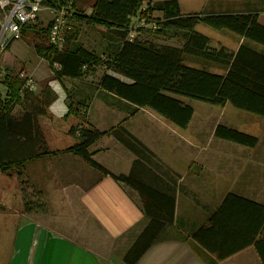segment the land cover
<instances>
[{"label": "crops", "instance_id": "1", "mask_svg": "<svg viewBox=\"0 0 264 264\" xmlns=\"http://www.w3.org/2000/svg\"><path fill=\"white\" fill-rule=\"evenodd\" d=\"M208 3L216 11L255 13L264 25V0ZM196 30L210 38L203 24ZM235 36L234 52L245 41ZM249 46L264 52L260 44ZM23 68L36 95L47 86L56 94L46 114L37 117L47 147L56 154L25 163L32 184L45 197L47 214L26 217L16 175L0 172V205L19 217L12 264H125V254L150 222L145 205L159 214L172 213L173 221L168 239L150 247L136 264H205L198 253L212 264H264L263 117L239 118L230 110L210 129L193 125L194 109L182 134L151 108L130 111V103L98 87L99 75L51 79L43 59L25 62ZM68 93L79 106L86 104L79 112L85 120L69 113ZM10 112L19 120L24 108L15 104ZM220 124L256 137L257 144L216 137ZM77 125L104 133L89 148L93 160L114 175H131L132 183L117 182L65 152L78 142L70 133ZM118 130L148 152H134L113 134Z\"/></svg>", "mask_w": 264, "mask_h": 264}, {"label": "trees", "instance_id": "2", "mask_svg": "<svg viewBox=\"0 0 264 264\" xmlns=\"http://www.w3.org/2000/svg\"><path fill=\"white\" fill-rule=\"evenodd\" d=\"M57 3L46 0L45 5ZM143 4V0H95L90 19L98 27H106L100 32L96 48L84 46L79 34L82 26L75 22L58 45L50 42V22L46 26H23L21 38L26 27L33 28L31 43L36 54L54 65L52 69L58 77L99 75L98 87L130 103V111L151 108L182 129L188 127L194 114L191 100L216 106L231 104L264 118V52L249 46L250 42L264 46V25L257 14L216 11L212 4L200 13L187 14L178 0H150L144 7ZM137 13L147 18V24L143 20L133 27L131 18ZM153 13L159 15L154 17ZM3 19L0 10V21ZM111 24L122 27L109 28ZM198 24L228 31L245 41L236 52L224 46L215 48L207 36L196 30ZM0 77L5 88L4 95L0 94V170L16 175L26 217L47 214L45 197L32 184L25 163L56 154L47 147L37 121L46 114L56 94L47 86L36 95L26 87L27 79L21 77L20 70L12 66L0 65ZM68 102L69 113L85 120L79 112L86 104H76L82 103L76 102L71 93ZM15 104L24 108L19 120L10 112ZM70 133L78 137V142L65 152L87 160L117 182H133L131 175H114L93 160L89 148L104 133L82 125L74 126ZM113 134L134 152H148L140 148L135 137L125 138L120 130ZM215 136L250 147L258 141L221 124ZM145 207L150 222L125 254V264H136L150 247L168 239L173 214H159ZM3 209L0 205V211ZM198 256L205 264H212L203 254Z\"/></svg>", "mask_w": 264, "mask_h": 264}, {"label": "rangeland", "instance_id": "3", "mask_svg": "<svg viewBox=\"0 0 264 264\" xmlns=\"http://www.w3.org/2000/svg\"><path fill=\"white\" fill-rule=\"evenodd\" d=\"M75 8V19L72 22H77L79 25L82 26L81 31L83 32L84 43L89 48H96L97 47V38L100 39V32L101 30H105L106 27H98L93 20L90 19L92 14V6L95 0H72ZM150 1V0H143ZM154 1V0H151ZM182 6V11L184 13H200L205 8V6H209V0H179ZM146 3L143 4V7ZM159 14L153 13V16H158ZM50 19L49 11L43 9L39 13V19L32 24L33 27L37 26H46L48 20ZM147 18L142 15L140 16L139 13L131 18L133 27H137L141 21H145ZM4 20L0 21V65H11L12 67H17L18 70H24L23 64L27 62L31 64L34 61H39L40 58L37 54L33 45L31 43L32 35L31 32L33 31L32 27H26L24 32L22 33L23 37L18 40H11L9 34L8 37L3 39V27L1 24ZM146 23V21H145ZM147 24V23H146ZM207 28V31L210 34V41L211 45L215 48L219 46L235 48L236 44V36L231 34L228 31H216L209 26L204 25ZM121 28L120 25H110L109 28ZM29 39V40H28ZM13 42L12 47L8 45L10 42ZM10 46V47H8ZM227 47V48H228ZM231 50V49H230ZM44 60V59H43ZM47 62V61H46ZM49 64V62H47ZM51 68V79H58V74L52 67L54 65H50ZM27 72V70H24ZM49 75V77H50ZM57 77V78H56ZM1 78V77H0ZM61 86V85H60ZM62 88V86H61ZM56 90L57 97L62 98L64 94L63 92H57V87L54 86ZM63 89V88H62ZM5 88L0 82V94L4 95ZM193 104V108L195 109V119L193 125H203L207 128H212L213 124L216 121L215 119H222L224 117V113L227 115L226 111L235 110L238 112L237 115L239 118L244 117H253L256 116L254 114L244 112L242 110L236 109L233 105L228 104L226 107L224 106H216L209 103H205L202 101L191 100ZM231 108V109H230ZM156 112V111H155ZM237 119V118H236ZM187 130V129H186ZM181 128L182 134H185V131ZM0 172H2L0 170ZM3 173V172H2ZM19 221L18 216H14L12 212H8L6 210L0 211V264H12V236L14 232V223Z\"/></svg>", "mask_w": 264, "mask_h": 264}, {"label": "built area", "instance_id": "4", "mask_svg": "<svg viewBox=\"0 0 264 264\" xmlns=\"http://www.w3.org/2000/svg\"><path fill=\"white\" fill-rule=\"evenodd\" d=\"M57 5H45L46 0H0V10L4 13V21L1 24L3 39L11 37V40L21 38V30L25 25H32L39 19L41 10L49 11L50 16V42L61 44L67 30L71 29L72 20L75 19V8L72 0H56ZM21 77L27 79L26 87L33 89L32 78L24 70H20Z\"/></svg>", "mask_w": 264, "mask_h": 264}, {"label": "bare ground", "instance_id": "5", "mask_svg": "<svg viewBox=\"0 0 264 264\" xmlns=\"http://www.w3.org/2000/svg\"><path fill=\"white\" fill-rule=\"evenodd\" d=\"M34 89V88H33ZM33 89H29L30 91H33Z\"/></svg>", "mask_w": 264, "mask_h": 264}]
</instances>
